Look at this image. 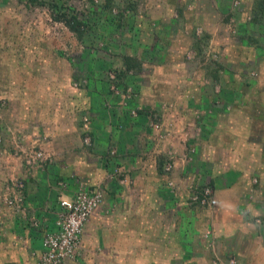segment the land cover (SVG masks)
Returning a JSON list of instances; mask_svg holds the SVG:
<instances>
[{
    "label": "rangeland",
    "instance_id": "obj_1",
    "mask_svg": "<svg viewBox=\"0 0 264 264\" xmlns=\"http://www.w3.org/2000/svg\"><path fill=\"white\" fill-rule=\"evenodd\" d=\"M131 1L135 4L132 11L125 8V0H112L110 10L104 6L106 0H60L88 24L78 40L63 23L51 18L48 6L0 0V209L6 206L4 197L11 181L24 178L31 191L43 187L58 191L59 182L53 177L58 169L77 177L84 175L83 169H102L103 179L97 186L103 196L110 175L117 185L126 177L121 181L125 185L133 177L138 180L143 174L139 160L157 164L160 158L167 172V156L174 157V152L168 154L165 143L176 129L173 120L182 107L180 93L187 95L184 103L200 89L212 98L213 81L239 74L243 85L237 92L250 95L245 109L256 101L260 63L250 62L256 59L255 48L252 53L236 50L232 56L224 44L230 41L231 46L240 47L239 28L252 20L258 0ZM125 56L136 58L140 68L116 82L113 70ZM89 81H103L108 91L102 94L98 109ZM175 81H179L177 87ZM115 94L118 102L113 101ZM133 99L136 107L128 108ZM117 106L128 108L132 118L139 111L149 116L134 136L138 154L135 151L131 173H123L124 167H104L108 164L103 155L118 153L116 134L103 145L96 132L99 126H93L95 117L102 123L101 115ZM162 113L171 117L166 121ZM106 122L104 127L110 125ZM132 126L131 122L128 129ZM183 139L190 147L189 136ZM52 167L57 169L53 173Z\"/></svg>",
    "mask_w": 264,
    "mask_h": 264
},
{
    "label": "crops",
    "instance_id": "obj_2",
    "mask_svg": "<svg viewBox=\"0 0 264 264\" xmlns=\"http://www.w3.org/2000/svg\"><path fill=\"white\" fill-rule=\"evenodd\" d=\"M254 6V13L262 12L253 23L240 26V47L231 46L228 40L224 49L233 56L236 50L239 54L241 49L252 53L255 48L256 59L250 62L260 63L256 101L245 109L250 95L237 92L243 85L239 74L213 81L212 98L200 89L184 103L187 95L180 93L182 107L173 120L176 129L168 143L164 142L168 154L174 152L173 162L168 161L169 155L166 159L168 165L174 163L172 170L160 171L159 158L157 164L137 161L143 174L126 185L121 181L128 177L117 185L110 175L105 186L108 193H104L81 236L79 252L84 264H264V7L258 3ZM118 66L114 70L123 68L122 59ZM102 82L89 81L94 86L96 109L102 94L108 92ZM119 98L115 94L113 101ZM126 106L134 107V99ZM128 108L117 106L103 113L102 120L110 124L105 127L104 121L98 122L99 117L93 118V126H99L96 132L101 135L98 141L103 145L116 134V160L112 162L115 156L104 154V163L108 164L104 167H124L123 173L135 169L134 136L149 117L139 111L132 118ZM170 117L163 115L166 121ZM131 122L133 126L128 129ZM184 136H189L190 147L183 143ZM124 152L127 154H121ZM182 157L189 162H182ZM55 170L52 167L50 172ZM102 171L83 169L84 175L77 177L58 169L53 174L59 182L58 191L53 193L45 187L29 190L22 177V210L5 205L0 209V264H37L42 238L55 228L58 199L72 197L81 185L93 188L101 184ZM204 187L212 190L209 204L190 205L189 197Z\"/></svg>",
    "mask_w": 264,
    "mask_h": 264
},
{
    "label": "built area",
    "instance_id": "obj_3",
    "mask_svg": "<svg viewBox=\"0 0 264 264\" xmlns=\"http://www.w3.org/2000/svg\"><path fill=\"white\" fill-rule=\"evenodd\" d=\"M30 163L31 161H27L28 165ZM170 169L171 166L168 165L165 170L170 171ZM24 188L23 179L11 181L6 187L7 194L4 197V204L20 212L24 205ZM211 195V189L204 187L193 192L189 203L195 207L207 206ZM102 199L103 190L97 185L93 188L81 185L72 197H60L55 228L42 238L41 253L37 264H84L79 252L81 236L86 222L100 206ZM230 264L234 262L230 261Z\"/></svg>",
    "mask_w": 264,
    "mask_h": 264
},
{
    "label": "trees",
    "instance_id": "obj_4",
    "mask_svg": "<svg viewBox=\"0 0 264 264\" xmlns=\"http://www.w3.org/2000/svg\"><path fill=\"white\" fill-rule=\"evenodd\" d=\"M92 2V0H88ZM125 8L132 11L134 9V2L131 0H125ZM30 5L34 6H48L51 9L50 16L54 21H59L64 24V26L70 31L78 40H80L83 37L84 29L88 26V24L85 22V20H80L77 16V13L72 10L70 7L63 6L62 3H60V0H56L55 2H43L40 0H28ZM256 3L263 8L264 7V0H259ZM105 8L110 10L112 7V0H106L104 4ZM61 8L63 10H61ZM67 8V9H66ZM262 10V9H260ZM258 13H254L252 20L250 19V22H254L255 17L260 14V11ZM60 11V12H58ZM118 16V15H117ZM115 15L114 17L117 18ZM118 18H121L120 15ZM198 48V46L196 45ZM122 66L123 68L120 70H114L113 73L115 75L116 80H122L125 78V76L131 72L132 70H139L140 64L137 61L136 58H131L128 56H125L122 58ZM118 82V81H116ZM159 170L161 171L163 168V161L159 162Z\"/></svg>",
    "mask_w": 264,
    "mask_h": 264
}]
</instances>
